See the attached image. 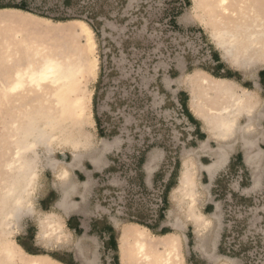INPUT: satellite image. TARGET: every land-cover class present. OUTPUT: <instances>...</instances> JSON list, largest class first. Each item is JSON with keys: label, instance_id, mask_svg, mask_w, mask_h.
I'll list each match as a JSON object with an SVG mask.
<instances>
[{"label": "rangeland", "instance_id": "obj_1", "mask_svg": "<svg viewBox=\"0 0 264 264\" xmlns=\"http://www.w3.org/2000/svg\"><path fill=\"white\" fill-rule=\"evenodd\" d=\"M74 1L73 7H64L60 0H25L30 8L42 9L39 11L50 17L74 16L82 20H53L19 9H0V14L14 10L18 12L15 15L24 20L21 23L24 31L19 25H0V55L9 37L22 36L30 41L37 35L38 43L42 44L50 37L55 38L52 34L58 36L59 44L72 46L75 41L86 53L80 56L85 74L79 85L81 94L91 96L92 115L85 120L92 140L90 147L98 148L103 140L115 146L103 158L110 161L109 165L86 186L85 200L79 197L74 200H81V208L93 213L100 223L99 230L108 223L117 237V223L138 222L152 227L153 233L181 232L186 236L183 245L186 264H211L194 250L191 227L188 225L181 231L174 229V218L168 213L171 209L169 191L177 177L175 170L186 153L195 149L189 137L194 127L186 120L181 106V102L188 99L187 85H192V78L200 71L219 75V69L227 67L217 51L216 36H222L214 22V4L211 0L206 3L203 0ZM256 3L264 20V0H256ZM91 21L99 24L98 34L87 23ZM88 43L92 45L91 50ZM260 70H264V66L240 72L242 76L235 75L254 81ZM94 115L106 132L115 129V135L101 139ZM64 116L61 113L57 118L62 121ZM259 132L264 133V129ZM258 146L264 149V143ZM152 152L162 153L163 159L144 184L139 158L146 160ZM54 157L67 162L71 159L69 152L64 155L55 152ZM87 161L84 159V164L91 169ZM225 172L218 181L207 185L208 193H203L198 203L202 212L220 217L218 246L223 233L225 239L221 251L217 246L216 254L232 259L235 264H264V171L258 187H253L250 167L245 170L236 164ZM73 180L77 182L75 177L70 178L71 183ZM79 180L83 181L84 177ZM59 187L51 171L43 169L36 204L52 189L60 194ZM160 210L161 220L158 219ZM88 220L89 217L85 222ZM22 227L16 241L29 251L50 255L67 264H84L85 260L93 258L98 264H115V256L118 262L117 252L106 245L107 234L70 232L68 246L47 250L31 242L36 231L35 218H24ZM134 229L145 231L143 227ZM77 245L83 257L77 254ZM11 262L9 258L0 257V264Z\"/></svg>", "mask_w": 264, "mask_h": 264}, {"label": "bare ground", "instance_id": "obj_2", "mask_svg": "<svg viewBox=\"0 0 264 264\" xmlns=\"http://www.w3.org/2000/svg\"><path fill=\"white\" fill-rule=\"evenodd\" d=\"M203 1L206 3L207 0ZM211 1L215 6L212 12H216L214 22L222 36H216L220 58L235 70L264 66V20L256 9V0ZM7 11L0 14V25H19L24 31L23 17L15 15L18 12L14 10ZM52 35L55 38L50 37L42 44L38 43L37 35L30 41L22 36H12L1 47L0 257L11 259V264H65L50 255H43V258L28 256L16 241V234L24 218H35L38 239L44 240L45 244L54 242V246L69 243L68 233L60 223L47 222L51 213L38 210L36 194L40 175L43 169L50 168L58 181L65 182L68 177L66 166L80 163L92 144L85 127V120L92 115L91 96L81 94L79 85L85 74L80 56L86 53L77 42L73 41L72 48L69 43L59 44L58 36ZM89 40L88 37L87 42ZM91 46L88 43L90 50ZM90 63L91 59L87 65ZM191 81L192 85H187L188 111L203 122L206 131L222 141L230 139L228 136L232 138L235 133L240 134L244 161L254 160V152L252 156L246 152L258 141L264 142V137H247L254 132L250 113L258 105L257 93L233 79L206 71L198 72ZM61 113L65 118L59 121L57 117ZM244 113L248 122L239 125L238 118ZM263 115L261 112L258 117ZM101 143L99 150L92 151L97 153L94 157L102 151L104 145ZM66 151L71 154L70 162L54 157L55 152L64 155ZM178 178L179 183L173 187L170 196L168 214L174 218L172 227L181 231L189 225L195 241L194 250L212 264H235L232 259L213 253L220 219L217 214L207 217L195 208L198 201L194 188L196 177L181 171ZM61 191L57 207L64 208L72 191L65 188ZM207 237H210L209 241ZM184 240L180 232L154 234L146 229L126 228L117 234L119 264H186ZM77 249L80 256L81 249L79 246ZM84 264H96V258L85 260Z\"/></svg>", "mask_w": 264, "mask_h": 264}, {"label": "crops", "instance_id": "obj_3", "mask_svg": "<svg viewBox=\"0 0 264 264\" xmlns=\"http://www.w3.org/2000/svg\"><path fill=\"white\" fill-rule=\"evenodd\" d=\"M213 58H214V55H213ZM216 62H219V61H216ZM220 62H222V61H220ZM224 64H226L227 67H226V69H224L222 67L219 69V72L221 74L217 75L218 77L231 78V79L235 80L238 84H240L242 87L247 88L249 90H254L257 93L258 105L255 107L254 111L252 113H250L252 116V126L254 128V132H252V134L247 135V137L248 138H263L264 133L263 132L260 133L259 129H264V115L259 118L258 114L260 115L261 112H264V70L258 71L256 74V79L254 81H252L249 79H241L240 77L235 75V74H239V76H242L240 74L246 73L247 70L246 71L235 70L226 62H224ZM226 71L230 72V73H227ZM261 71H262V74L259 75V73ZM234 72H236V73H234ZM254 76L255 75L253 74L252 77H254ZM187 89H189V88L187 87ZM186 106H187V102H186ZM185 118L189 122V124H191L194 127V129H193L194 131H192V133L189 134V137L191 139H193V142L195 144V149H193L191 152L186 153L184 158H182L181 165L179 166L178 169L175 170V172H177V177L175 178V184L171 187V189L169 191V202L171 201L170 196H171V191H172L173 187L179 183L178 177H179L181 171H185L187 173H190L191 177H196L195 181H197V182L195 183L194 188L196 190V201L197 200L198 201L196 202L195 208L199 211V213L204 214L205 216L208 217L211 214H206V213L202 212L200 210L199 204H198L201 201L202 194L208 193L207 185H211L215 181H218V179H220L224 176V174L226 173L225 172L226 170H229V169L235 167L236 164H239V165L243 166L245 170H246V167L252 168V170H253V174H252L253 187H258L260 185L261 174L264 171V149H262L258 146V144L261 143L262 141H258L257 143H255L256 146L251 148L252 150L251 149L248 150V153L246 152V154L249 156H252L253 155L252 152H254V154L256 155L255 159L252 161L249 160L248 162H245L244 161V150L242 148V142L240 140L241 139L240 134L235 133L232 138L228 136V138H230V139H228V140L226 139V141H224L225 140V138H224V140L222 141L218 137H216L215 135H211L210 134L211 132L206 131L203 122L201 120L195 118L192 114H191V117H188L186 115ZM94 122H95V120H94ZM247 122H248V116L245 113L239 116V118H238V124L239 125H245ZM95 125H96V123H95ZM101 142H103L104 147L97 157H94L97 153L92 152V151H95L96 148L95 147H89L88 151L84 154L83 160L80 163L73 165L72 167L66 166V169L68 170V177H67V180H65V182L58 181L54 177L53 170H51L50 168H47L52 173L54 183H56V184L59 183V186H61L64 183L60 189L63 190L65 188L69 191H72V194L70 195V201H68L67 206H65L64 208H60V207H57V204L59 202L62 191L60 190V194H59L55 189H52V191L45 193L42 196V198L39 199L37 207H38L39 211L51 213L49 215L50 219H48L47 222H49V224L60 223L66 229L69 239H70V236H69L70 232L75 233L77 235L89 234V233L94 234V232H98L99 234H103V235L106 234L105 231H101V229L99 230L95 226V222H97V220L94 219L95 217H93V213L86 211V209L81 208V200L80 201L74 200L75 197H79L82 200L84 198V200H85L86 192L84 190H85L86 186L89 185L90 180L93 179L94 175L98 174L100 171H102L104 168H106L109 165L110 161L108 159H107V161H104L103 158H104V156H106L108 154L107 152H109L115 146V144H112L106 140H103ZM262 143H264V142H262ZM231 144H232V148L230 147L231 149H229V146ZM100 148H101V146L98 147V150ZM217 149H220L219 152ZM221 152H222V155H221ZM56 153L60 154L59 152H56ZM192 155H195L196 157H193ZM90 157H94V158H90ZM84 159L89 160L87 162L90 164L91 169H88L85 166ZM162 159H163L162 153L152 152L149 154V156L146 160L145 159L142 160L141 171H142V174H144L145 178L143 177L141 180L144 184H145V182H149V180L152 176V173L155 171L157 165H159V163L162 162ZM70 161H71V159H70ZM64 162H67V161L64 160ZM81 176L84 177L83 181L79 180V177H81ZM72 177H75L77 179V182H74V180H73V182L71 183L70 178H72ZM199 180L201 182H198ZM202 180H206V182L204 183V182H202ZM68 182H70V183H68ZM65 183H68V185ZM192 183H194V182H192ZM170 205H171V202H170ZM56 210L60 211V213L55 212ZM87 217H89V220H88V222H85V219ZM219 219H220V217H219ZM45 224H47V223H45ZM35 225H36V231H35V234H33V236L31 237V242H33L34 246L39 245L43 249L51 250L53 248L65 247V246H68L70 244V240H69V243H67V245H66V243H64L65 245L59 244V245L54 246V242H49V243L45 244L43 242L44 240L38 239L36 220H35ZM107 225H108V223H107ZM117 225H118L117 226V229H118L117 234H119L120 232H123L126 228L134 229V228H138V227H143L146 230H150L146 226L141 225V224L136 223V222H127V223H122V224L117 223ZM22 228L23 227L21 226V229ZM214 228L216 229V225L214 226ZM21 229H20V231H21ZM76 230H78L79 233H77ZM45 231H46V229H45ZM217 231H218L219 236H218V240L216 242V247L213 250V253L215 255H220V254H216V249H217L218 241L220 238V223L217 225ZM19 232L16 235H18ZM167 232H169V231H167ZM211 233L212 232H210L209 234H211ZM24 234H26V233H24ZM154 234H157V233H154ZM181 235H183L185 237V240H184V243H185L186 242V236L183 233H181ZM116 244H117V237H116ZM60 245H62V246H60ZM77 247H78V245L76 246V248ZM218 248H219V246H218ZM22 249L28 253L27 254L28 256L30 255V257H33V258H43V255H47V254H39L37 252L29 251L28 249L23 248V247H22ZM80 249H81V247H80ZM116 252L118 255V247H117ZM77 254H78V249H77ZM80 256L83 257L82 249H81ZM184 257H185V255H184ZM202 257L212 264V262L207 257H205L203 255H202ZM54 259H56V258H54ZM185 262H186V259H185ZM62 263H65V262H62ZM65 264H67V263H65ZM96 264H98L97 261H96ZM118 264H119V260H118Z\"/></svg>", "mask_w": 264, "mask_h": 264}, {"label": "trees", "instance_id": "obj_4", "mask_svg": "<svg viewBox=\"0 0 264 264\" xmlns=\"http://www.w3.org/2000/svg\"><path fill=\"white\" fill-rule=\"evenodd\" d=\"M61 4L64 6V7H73L74 6V0H60ZM4 8H13V9H19V10H23V11H26V12H30V13H33V14H36V15H39V16H42V17H46V18H52L53 20H67V19H79V20H82L80 19L79 17H74V16H70V17H50V15H48L47 13H45L44 11H39V10H42V9H33V8H30L27 3L25 2V0H20V1H15V0H0V9H4ZM91 28L98 34V28H97V25H99L97 22H87ZM262 74V71L259 73V75ZM215 75V74H214ZM217 76V75H215ZM181 106L183 108V111L185 112V114L188 116V117H191V114L189 113L188 109H187V106H186V102L185 101H182L181 102ZM94 118H95V123H96V127H97V131H98V135L100 138H110L112 137L113 135H115L116 133V130L115 129H112L108 132H106L104 130V128L102 127V124H101V121L100 119L94 115ZM142 162V156L139 158V163ZM176 167V165H175ZM174 170L175 168L173 169V173H174ZM163 218V214H162V210L159 211V215H158V219L161 220ZM138 223V222H137ZM100 224L99 222H95V226L98 227ZM141 225H144L146 226L147 228H149L150 230L152 229V227L148 226V225H145L143 223H139ZM77 233H79L78 230H76ZM101 231H105V233L108 235V238H107V243L106 245L109 246L113 251H117V244H116V237L114 235V230L111 226L109 225H106V224H103L102 227H101ZM167 231L165 230H161L160 233H157V234H162V233H166ZM224 239H225V234L223 233L221 235V242H220V245H219V251H221V247H222V244L224 242ZM222 253V252H221ZM235 255V253H233ZM59 261L61 262H64L60 259H58ZM70 264V263H69ZM115 264H118L117 262V257L115 256Z\"/></svg>", "mask_w": 264, "mask_h": 264}]
</instances>
